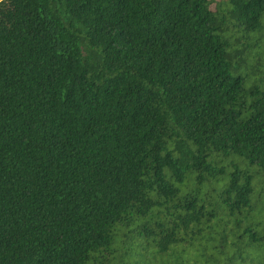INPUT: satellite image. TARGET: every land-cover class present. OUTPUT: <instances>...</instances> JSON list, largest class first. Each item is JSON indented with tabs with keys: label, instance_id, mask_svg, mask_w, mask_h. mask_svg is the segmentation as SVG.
Listing matches in <instances>:
<instances>
[{
	"label": "trees",
	"instance_id": "trees-1",
	"mask_svg": "<svg viewBox=\"0 0 264 264\" xmlns=\"http://www.w3.org/2000/svg\"><path fill=\"white\" fill-rule=\"evenodd\" d=\"M0 264H264V0H0Z\"/></svg>",
	"mask_w": 264,
	"mask_h": 264
}]
</instances>
